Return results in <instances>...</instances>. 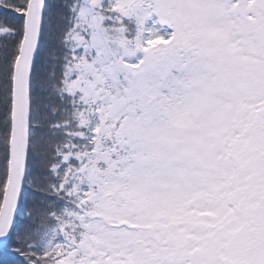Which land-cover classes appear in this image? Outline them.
Returning a JSON list of instances; mask_svg holds the SVG:
<instances>
[{
	"label": "snow or ice",
	"instance_id": "1",
	"mask_svg": "<svg viewBox=\"0 0 264 264\" xmlns=\"http://www.w3.org/2000/svg\"><path fill=\"white\" fill-rule=\"evenodd\" d=\"M0 264H264V0H0Z\"/></svg>",
	"mask_w": 264,
	"mask_h": 264
},
{
	"label": "trees",
	"instance_id": "2",
	"mask_svg": "<svg viewBox=\"0 0 264 264\" xmlns=\"http://www.w3.org/2000/svg\"><path fill=\"white\" fill-rule=\"evenodd\" d=\"M41 63H43V59H42Z\"/></svg>",
	"mask_w": 264,
	"mask_h": 264
}]
</instances>
